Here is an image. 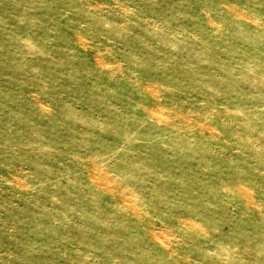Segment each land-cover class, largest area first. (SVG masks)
Returning a JSON list of instances; mask_svg holds the SVG:
<instances>
[{
    "label": "rangeland",
    "instance_id": "rangeland-1",
    "mask_svg": "<svg viewBox=\"0 0 264 264\" xmlns=\"http://www.w3.org/2000/svg\"><path fill=\"white\" fill-rule=\"evenodd\" d=\"M0 264H264V0H0Z\"/></svg>",
    "mask_w": 264,
    "mask_h": 264
}]
</instances>
